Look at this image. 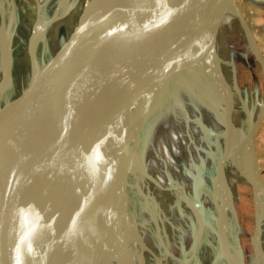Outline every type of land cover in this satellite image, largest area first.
<instances>
[{"label": "water", "instance_id": "95a60500", "mask_svg": "<svg viewBox=\"0 0 264 264\" xmlns=\"http://www.w3.org/2000/svg\"><path fill=\"white\" fill-rule=\"evenodd\" d=\"M34 1L30 80L20 95L0 105V264H98L96 248L103 240L112 242L108 214L131 129L144 122L146 133L151 122V97H136L138 92L201 56L229 4L237 5L235 0H88L68 39L39 67L41 5ZM237 10L264 76V59ZM0 19L6 33L1 10ZM56 20L40 27L41 35ZM79 41L78 59L44 101L45 82ZM11 62L10 37L0 91L11 80ZM116 106L114 123L102 134ZM263 119L264 103L249 138ZM138 140L135 135L134 144Z\"/></svg>", "mask_w": 264, "mask_h": 264}, {"label": "bare ground", "instance_id": "6f19581e", "mask_svg": "<svg viewBox=\"0 0 264 264\" xmlns=\"http://www.w3.org/2000/svg\"><path fill=\"white\" fill-rule=\"evenodd\" d=\"M70 1L73 0H62L61 4L59 3L61 16L67 14ZM11 3V0H0V10L5 12L7 7H11ZM96 19L97 16L91 20L88 28L83 31L84 35L87 34ZM234 23L240 24V14L236 6L234 7L231 3L222 19L217 36L201 56L168 75L152 81L138 92L136 97L142 94L151 97V122L145 136H142V140L133 150L129 169L125 175L126 179L121 176L115 187L116 191L121 184V187L125 188L126 180L130 174L134 177L142 175L146 181L151 182V185L154 184L163 191L173 189L179 198H182L185 207L197 212V220L202 224L200 229L204 228L205 240L212 246L214 252L215 259L211 264H241L240 262L243 260L238 262L236 259V256L240 255L237 244L231 246L228 240V235H233L234 239L237 235V225L232 219V196L229 190L234 179L243 181L255 194L258 202L255 215L256 233L251 239V244L254 247L253 264H264V211L262 210L264 207V180L259 175L255 161L254 140L249 138L250 128L242 132V135L237 136V128L232 115L236 111L234 101L239 95L232 92L228 84V76L233 66L222 56V38L224 33L232 29ZM40 27L41 24L37 29L39 36L37 46L44 39ZM9 46V34L1 33L0 50L5 56L3 61L5 70L9 63ZM80 47L81 41L77 42L61 66L45 82L42 89L44 101H47L55 93L70 67L78 59L76 55ZM36 51L37 47H35V53ZM4 84L3 81L0 86H4ZM118 111L119 106L114 107L112 119L105 121L102 134L112 126ZM233 136L236 137V144L233 142L235 141ZM221 166H223V171L227 170V180ZM201 169L205 170L202 180L205 183L204 189L207 190L209 184L216 185L214 193L209 196L204 193L203 189H197L199 195L196 202L188 192L201 176ZM178 171L180 173L176 180ZM167 177L168 179L165 180ZM174 181H179V183ZM119 193L118 207L111 212L109 217L110 221L111 218L115 221L110 223L112 242L103 240L100 243L102 250L98 256V263L136 264V259L138 264H144L147 248L143 243L139 227L143 229L147 226L145 223H140L139 226L133 221L129 212H126L129 200L122 196L121 192ZM146 207L149 215L153 217V222L157 224L156 217L154 218L155 205L150 198L146 200ZM212 207L216 208L214 213L211 211ZM121 229L124 233H130L129 235L136 233L133 235L134 238L130 245L127 241L120 245L117 243V233ZM113 232L116 235V241L113 239ZM161 236L156 235L160 243L162 242ZM212 236L216 238L214 245H212V240L215 238ZM88 237L89 235L86 236V238ZM165 239L166 244H162L164 253H161L157 258L156 264H164L169 257L180 264H189L193 253L185 259L176 258L169 253V242L166 237ZM127 246H130V250L127 249ZM152 253L154 254L153 251Z\"/></svg>", "mask_w": 264, "mask_h": 264}, {"label": "rangeland", "instance_id": "374dc122", "mask_svg": "<svg viewBox=\"0 0 264 264\" xmlns=\"http://www.w3.org/2000/svg\"><path fill=\"white\" fill-rule=\"evenodd\" d=\"M11 1V7H7L4 12V16L6 31L11 37L12 76L8 85H5V87H3L0 91L1 106L20 95L29 83L31 71L27 49L30 38L33 34V27L36 21L37 13L36 3L34 0ZM87 1L88 0L70 1L65 17L61 16V13L59 12L62 0H39L41 5V27L45 26V24H47L52 17L57 18L55 22L44 30L42 33L44 38L43 42L39 43L37 46L36 59L39 67H42L50 61L60 49L62 44L68 39L77 23L81 10ZM235 3L251 30L255 43L264 59V0H235ZM221 43L223 48L222 56H224L231 63L234 69V71L232 69L233 72L231 71L228 76V84L231 91L236 92L239 95V97L234 101L236 111L233 113L232 118L236 124L237 136H240V134L242 135V132L256 122L261 111L264 103V76L259 64L254 59L249 49L247 37L239 23H234L232 29L224 33ZM4 60L5 56H3V53L0 50V84L6 77V70L3 64ZM144 124V122L141 124L137 123L131 129V142L129 143L127 151L128 156L126 157L123 179L129 169L130 158L134 153L133 150L145 134L143 133V130L145 129ZM135 134L139 139L136 144L133 142ZM253 138V149L256 156L255 161L258 166L259 175L264 180V119L254 132ZM234 140L235 141L233 142L236 144V137H234ZM234 143H232L233 146H235ZM221 169L222 172L225 171V179L227 180V170L224 169L223 171V166H221ZM203 171L201 169V176L188 192L190 197L196 202L199 195V191L197 189H203L207 196L212 195L215 190L216 184L214 183L209 184L207 190L204 189L205 183L202 181L204 176ZM179 173V171L176 173V180L179 177ZM167 179L168 177L165 180ZM126 183L127 186H125V188L121 187V184L117 191H115L113 204L108 214L109 227L111 222H115L112 218L110 221L109 217L111 212L115 211L118 207V201L120 198L119 192H121V195L125 196V198L127 197L126 199L129 200L126 212H129L133 221L139 226L140 223H145L147 226V228L143 229L139 227L143 243L147 248V255L145 257L146 260L144 264H156L157 258L161 253H164L162 250V244H166L165 237L169 242V253L176 258L185 259L193 253L189 264H211L214 261L215 258L212 246L205 240L206 236L204 235L206 234L204 228L202 230L200 229L202 224L197 220V212L185 207L182 198H179L178 194L173 189L170 191H163L158 186H155L154 184L151 185V182L146 181V178L144 179L142 175L134 177L129 174ZM176 183H179V181ZM147 184H149V186H147ZM230 188L229 192L232 196L231 206L233 209L232 219L237 225V235H235V239L233 235H228V240L231 246L237 244V250L241 255L236 256L238 262L242 259L243 261L240 262L241 264H253L252 258L254 256V247L251 244V239L256 233V227L254 231V223L256 221L255 215L258 202L255 198V194L252 193L243 181L234 179ZM146 198H150L154 202V218L156 217L155 219L157 224L153 222V217L149 215L146 209ZM215 209V207H212L211 211L214 213ZM262 210L264 211V207ZM146 213L147 215H145ZM119 228L120 226L118 229ZM129 234L130 233H124L121 229V231L117 233V243L120 245L122 242L127 241L130 245L131 240L134 238L133 235H136V233L134 232L132 235ZM157 234L160 236L162 235L161 243L156 238ZM112 236L116 241V235L114 232ZM212 238H215V236H212ZM215 241L216 238L215 240H212V245L216 243ZM96 249L95 258L99 261L98 256L102 250L101 244H99ZM127 249L130 250V246H127ZM173 260L174 259L169 257L164 264H180L178 261ZM135 263L138 264L136 259Z\"/></svg>", "mask_w": 264, "mask_h": 264}]
</instances>
